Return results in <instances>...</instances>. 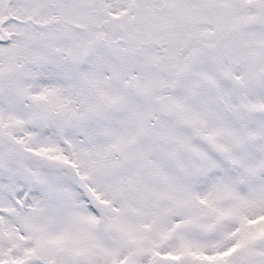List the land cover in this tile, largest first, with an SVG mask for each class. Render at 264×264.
Masks as SVG:
<instances>
[{
	"label": "snow or ice",
	"instance_id": "obj_1",
	"mask_svg": "<svg viewBox=\"0 0 264 264\" xmlns=\"http://www.w3.org/2000/svg\"><path fill=\"white\" fill-rule=\"evenodd\" d=\"M0 264H264V0H0Z\"/></svg>",
	"mask_w": 264,
	"mask_h": 264
}]
</instances>
